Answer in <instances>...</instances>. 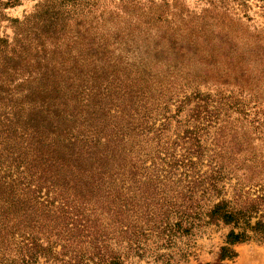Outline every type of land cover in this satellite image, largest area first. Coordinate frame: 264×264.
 Returning <instances> with one entry per match:
<instances>
[{
	"label": "trees",
	"instance_id": "trees-1",
	"mask_svg": "<svg viewBox=\"0 0 264 264\" xmlns=\"http://www.w3.org/2000/svg\"><path fill=\"white\" fill-rule=\"evenodd\" d=\"M99 3L43 0L23 21H15L11 41L1 40L0 264H123L146 223H156L179 200L190 199L167 191L158 194L163 183L144 169L150 153L154 166L170 118L159 124L157 142L138 147L127 143L128 151L124 146L114 153L104 150L106 160H100L98 172L91 139L98 124L105 133L108 121L116 120L126 122L140 144L142 133L153 129L149 118L155 112L169 113L181 96L176 78L188 68L184 52L197 54L206 41L218 44L227 57L239 60L235 66L247 71L250 85L264 86V32H256L254 40L237 49L219 28L223 18H214L222 34L217 43L213 37L218 33L194 15L167 20L159 7L145 13L139 0H119L120 8ZM40 20L43 26L36 29ZM151 69L159 70L163 80H152ZM189 96L199 99L191 108L195 117L207 114L208 122L218 118V130H230L216 137V173L228 167L227 154H255L247 132L232 134L233 120L226 121L232 102L239 103L236 97L220 92L214 98L198 91ZM137 106L135 116L126 115ZM189 129L185 126L190 133L186 140L198 143ZM123 135L120 131L104 138L109 143ZM133 148L139 151L131 154ZM211 185L218 194L221 188ZM259 211L256 203L247 204L241 197L211 206L210 222L231 226L219 260L233 259L236 243L264 240Z\"/></svg>",
	"mask_w": 264,
	"mask_h": 264
},
{
	"label": "rangeland",
	"instance_id": "rangeland-1",
	"mask_svg": "<svg viewBox=\"0 0 264 264\" xmlns=\"http://www.w3.org/2000/svg\"><path fill=\"white\" fill-rule=\"evenodd\" d=\"M99 1V6L121 7L119 0ZM139 1L145 13H152L159 7L167 20L179 19L187 14L194 15L195 18L210 24L207 27L218 33L213 37L218 39L217 43L222 39V34H219L222 32L230 37L237 49L244 42L254 40L256 32H264V0ZM42 3L43 0H0V44L1 40L11 41L14 37L17 25L15 21H23ZM214 18H223L219 25L221 32ZM175 23L173 27H178L177 25L183 24L184 21ZM189 23L194 26V23ZM42 26L41 20L35 21L36 29H41ZM169 35L164 36L163 40L166 41ZM226 39L231 42L229 38ZM155 40L150 39L151 42ZM210 43L212 42L206 41V47L201 46L197 54L187 51L183 53L182 60L188 68L183 69V73L178 74L176 78V82L181 84L177 86L181 96L177 102L175 100L170 105V114L155 112L153 115L155 118H149V124L153 123V129L142 133L143 140L140 144L130 136L132 132L129 125L116 120L108 121L105 133L100 131L102 125L98 124L96 132L91 136L95 144V153H98L94 155V161L96 160L94 172H98V167L103 164L100 160H106L102 156L104 150L114 153L117 146H124L128 151L127 143L138 147L149 141L157 142L155 132L159 124L165 122L166 118L171 119L167 131L161 137V152L158 157L155 154L154 166H151L154 155L150 153L144 157V169H150L148 177L154 175L153 179L158 178L163 183L158 194L162 195L167 191L189 196L190 199L179 200L180 205L170 208L164 216L156 217L158 219L156 223L143 224L141 234L137 241L130 244L131 250L123 264H264V240L256 238L234 244L236 256L233 259L219 260L220 248L226 244V235L231 226L222 221L210 222L207 216L214 203L241 197L247 204L256 203L260 209L258 215L262 213L264 218V86L259 89L258 86L250 85L251 81L244 73L247 71L235 66L239 60L227 57L222 46ZM151 70L154 72L152 80L156 82L163 80V76L157 73L159 70ZM196 91L214 98L221 92L239 100L236 105L232 102V107L226 114L229 115V119L226 121L233 120L232 134H235L234 130L247 132L253 140L252 148L255 154L252 151L227 154L224 161L228 167L217 173L213 170L214 164L219 161V157L213 154L218 151L217 145H220L216 143V137L220 132L225 134L230 130L225 126V129L219 131L218 127L222 125H218L220 120L216 122L218 118H212L211 122H208L207 114L194 116L191 108L199 99L189 95ZM138 107L131 109L126 115L135 116ZM33 120L34 116H31L29 122L32 123ZM187 125L189 130L197 134L198 143L186 140V135L190 134L184 131ZM127 130L130 131L129 136L125 134ZM120 131L124 132L123 137L118 139L116 136L112 142H106L105 135L109 133L117 135ZM138 151L133 148L130 153L136 154ZM137 165L138 162L135 168L130 170L132 172L137 170ZM213 182L217 188H221L218 194L211 185Z\"/></svg>",
	"mask_w": 264,
	"mask_h": 264
}]
</instances>
